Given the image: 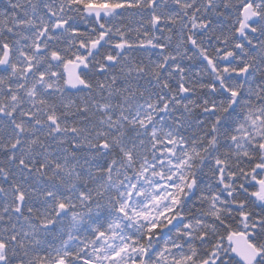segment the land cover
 Masks as SVG:
<instances>
[{"label": "snow or ice", "instance_id": "snow-or-ice-1", "mask_svg": "<svg viewBox=\"0 0 264 264\" xmlns=\"http://www.w3.org/2000/svg\"><path fill=\"white\" fill-rule=\"evenodd\" d=\"M0 264H264V0H0Z\"/></svg>", "mask_w": 264, "mask_h": 264}]
</instances>
